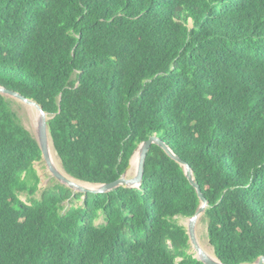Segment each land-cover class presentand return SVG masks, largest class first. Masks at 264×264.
Returning <instances> with one entry per match:
<instances>
[{"label":"trees","instance_id":"1","mask_svg":"<svg viewBox=\"0 0 264 264\" xmlns=\"http://www.w3.org/2000/svg\"><path fill=\"white\" fill-rule=\"evenodd\" d=\"M0 86L43 106L81 181L119 179L158 137L192 168L220 261L264 257V0H0ZM42 158L0 93V264H205L178 220L198 189L161 146L139 188L108 193L36 198Z\"/></svg>","mask_w":264,"mask_h":264},{"label":"water","instance_id":"2","mask_svg":"<svg viewBox=\"0 0 264 264\" xmlns=\"http://www.w3.org/2000/svg\"><path fill=\"white\" fill-rule=\"evenodd\" d=\"M0 93H3L4 95L5 94H11V95L23 100L24 102H26L28 104H32V105L36 106V108L39 110V112L44 117H46V119H44L40 123L39 136H38V138H36L38 143H39V146L42 150V156L47 161L52 174L59 181V183L64 184L65 186L73 189V187L68 185L69 180L52 167L51 156H50V147H49V136L51 137V139H52V136H51L50 131H49L48 114L44 110L43 106L37 100L29 99V98L23 96L19 92L9 90V89L2 87V86H0ZM153 144H157V145L161 146L167 152V154L170 157H172L177 162H179L184 167V170H185L186 175L189 178L190 182L198 189L202 204H201L200 208L197 210V212L191 218H189L188 224L186 225L188 234L190 236V242L197 252V254L194 255V257L197 258L198 260L202 261L205 264H226V263H223L222 261H220V259L217 257L216 254H215L216 259L211 258L208 255H206L205 252L203 251L202 247H201L200 242H199V238H198V234H197V224H198L199 219L201 218L200 216H202V214L205 213V209L207 207L208 202L204 198L203 193H202L198 183L195 181V176H194V172H193L192 168L190 167V165L188 163L184 162L161 139H159L156 136L150 137L149 139L145 140L143 143H141L139 145V147L136 149L135 153L133 154V156L131 158L130 164L126 168L124 174L119 179H117L113 182H110V183L95 184V185H97V188L80 187L79 192L84 193L86 195L88 193H95V194L108 193V192L116 190L119 187L139 188L142 185L143 178H144L145 162H146L148 153L150 151V148ZM53 146H54V144H53ZM138 150H140V161H139L138 174H137V176H135L133 178H129L127 175L132 168V161H133V158H134V156ZM56 153H57V151H56ZM57 155H58V153H57ZM66 173L71 178H73L74 180L81 181V180L76 179L75 177L71 176L67 171H66ZM81 182L88 183V184H94V183H89V182H85V181H81ZM76 192H78V191H76ZM242 264H264V257H261L257 262H254V263H242Z\"/></svg>","mask_w":264,"mask_h":264},{"label":"rangeland","instance_id":"3","mask_svg":"<svg viewBox=\"0 0 264 264\" xmlns=\"http://www.w3.org/2000/svg\"><path fill=\"white\" fill-rule=\"evenodd\" d=\"M5 95L8 98H10L11 100H13L14 109L18 113V115H19L21 121L23 122V124L25 125V127H27L33 133V135L36 138H38L39 135L37 134L36 126H37L38 122L40 123V115H39V112L37 111L38 109L35 108L36 106H34L32 104H28V103L24 102L23 100L15 97L11 94H5ZM30 105H32L34 108L30 107ZM53 149H54V152L56 154V150L54 147H53ZM56 156H57L59 163L62 166V163H61L59 156L57 154H56ZM35 167H36V169H37V171L41 177V183L39 185V191L35 197L40 198L45 189L55 185L56 183H59V181L54 177V175L52 176V172L50 170V167L44 158H42V160L36 162ZM62 168H63V166H62ZM72 191L74 192V195H76L77 193H80L79 191L76 192L73 189H72ZM21 198H22V200L29 202L28 196L22 195ZM84 199H85L84 196L81 199H76L73 196V198L71 200H68L65 202L64 212L68 211L73 206H82L84 204ZM178 220H179L180 224L185 225V226L188 224V221H189V219H185V218H180ZM102 223H104L103 215L96 222V224L100 225ZM197 234H198V238H199V242H200L201 246L206 247L207 249L211 250L214 253V248L210 244V240L208 237V220L205 218L204 214H202L201 218L198 221ZM191 253H193L194 255L197 254L194 247L191 249Z\"/></svg>","mask_w":264,"mask_h":264},{"label":"bare ground","instance_id":"4","mask_svg":"<svg viewBox=\"0 0 264 264\" xmlns=\"http://www.w3.org/2000/svg\"><path fill=\"white\" fill-rule=\"evenodd\" d=\"M30 107L34 108L32 105H30ZM37 111L39 112V110H37ZM39 115H40V123H41L44 119H46V117H44L40 112H39ZM40 123L38 122V124L36 126V131H37L38 135H39ZM49 147H50V156H51L52 167L69 180V184L68 185L73 187V189L75 191H79L80 187L97 188V185H95V184H88V183H83L81 181L74 180L73 178H71L66 173V171L62 168L61 164L59 163V161L57 159V156H56L57 153L55 154V152H54V149H53L54 146H53V142H52V139H51L50 136H49ZM139 161H140V150H138L136 152V154H135V156L133 158L132 168H131V170L129 171V173L127 175L129 178H133V177L137 176L138 169H139ZM52 176H53V174H52ZM201 247H202V249H203V251L205 252L206 255H208L211 258L216 259L215 253H213L211 250L207 249L204 246H201Z\"/></svg>","mask_w":264,"mask_h":264}]
</instances>
